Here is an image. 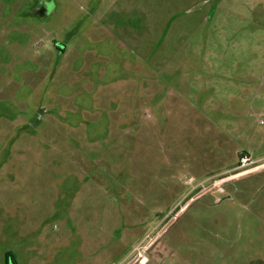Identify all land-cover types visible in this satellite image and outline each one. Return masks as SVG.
Returning <instances> with one entry per match:
<instances>
[{"label":"rangeland","instance_id":"rangeland-1","mask_svg":"<svg viewBox=\"0 0 264 264\" xmlns=\"http://www.w3.org/2000/svg\"><path fill=\"white\" fill-rule=\"evenodd\" d=\"M263 165L264 0H0V264H264Z\"/></svg>","mask_w":264,"mask_h":264},{"label":"built area","instance_id":"built-area-1","mask_svg":"<svg viewBox=\"0 0 264 264\" xmlns=\"http://www.w3.org/2000/svg\"><path fill=\"white\" fill-rule=\"evenodd\" d=\"M258 167L254 166V162L252 161L251 157H249L248 155H242L239 159V164L237 168L243 171L241 173H244V172H250L253 169H257ZM263 167L261 166V168Z\"/></svg>","mask_w":264,"mask_h":264},{"label":"flooded vegetation","instance_id":"flooded-vegetation-1","mask_svg":"<svg viewBox=\"0 0 264 264\" xmlns=\"http://www.w3.org/2000/svg\"><path fill=\"white\" fill-rule=\"evenodd\" d=\"M37 13H38V12H37ZM37 13H34V11L32 12V14H37ZM243 155H246V154H243ZM241 156H242V155H241ZM241 156H240V157H241ZM240 157H239V159H240ZM238 164H239V160H238ZM238 164H237V165H238ZM237 167H238V166H236V168H237ZM239 171H242V170H239ZM255 171H257V170H255ZM242 172H243V171H242ZM251 172H252V171H251ZM245 173H249V172H244V173H242V174H245ZM237 175H238V173H237ZM226 179H227V178H226ZM226 179H221V180H220L221 183H222L223 181L225 182ZM222 184H223V183H222ZM145 262H146V261H145Z\"/></svg>","mask_w":264,"mask_h":264},{"label":"clouds","instance_id":"clouds-1","mask_svg":"<svg viewBox=\"0 0 264 264\" xmlns=\"http://www.w3.org/2000/svg\"><path fill=\"white\" fill-rule=\"evenodd\" d=\"M49 9L51 10V8L53 7L52 5H48Z\"/></svg>","mask_w":264,"mask_h":264},{"label":"crops","instance_id":"crops-1","mask_svg":"<svg viewBox=\"0 0 264 264\" xmlns=\"http://www.w3.org/2000/svg\"><path fill=\"white\" fill-rule=\"evenodd\" d=\"M207 189H208V188H206V189H205V190H203V191H207ZM203 191H202V192H203ZM202 192H201V193H202Z\"/></svg>","mask_w":264,"mask_h":264}]
</instances>
